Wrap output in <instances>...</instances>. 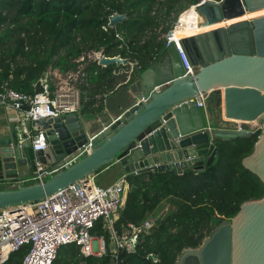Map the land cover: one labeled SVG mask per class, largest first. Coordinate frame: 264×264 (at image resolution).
Returning <instances> with one entry per match:
<instances>
[{
  "label": "water",
  "instance_id": "1",
  "mask_svg": "<svg viewBox=\"0 0 264 264\" xmlns=\"http://www.w3.org/2000/svg\"><path fill=\"white\" fill-rule=\"evenodd\" d=\"M260 10L264 0H206L199 5L201 24L226 23L182 40L196 72L186 74L171 43L136 76L133 104L98 133H92L82 112L40 119L36 123L46 131L49 146L35 152L23 133L13 129V136L4 138L0 130V183L14 182L13 188L0 190V209L44 199L112 164L121 165L127 175L151 169L182 173L190 167L202 172L219 153L215 140L252 137L250 130L210 128L214 112L207 116L195 98L206 92L211 103L217 96L212 105L223 118L264 122V14L228 22ZM126 19V14L114 13L109 26ZM128 63L120 55L101 54L99 59L105 67ZM43 90L38 81L35 91ZM93 136V152L81 154ZM37 161L57 171L44 182L25 184ZM243 164L264 182V129ZM161 220L157 217L155 224ZM176 264H264V197L244 202L201 245L183 249Z\"/></svg>",
  "mask_w": 264,
  "mask_h": 264
},
{
  "label": "trees",
  "instance_id": "2",
  "mask_svg": "<svg viewBox=\"0 0 264 264\" xmlns=\"http://www.w3.org/2000/svg\"><path fill=\"white\" fill-rule=\"evenodd\" d=\"M200 1L0 0V94L6 88L33 94L38 79L50 68L66 74L86 63L85 80L79 85L81 112H100L103 105L96 106V96L103 95L100 88L113 89L119 83L115 72L130 65L102 67L89 54L129 59L136 65L133 81L167 49V35L178 16ZM114 13L126 14L127 19L111 27L109 17ZM261 134L260 130L252 137L215 140L219 153L202 172L151 169L127 175L117 231L121 234L129 223L162 216L160 224L142 237L135 252L121 251L118 263L111 253L81 255L80 248L70 243L60 248L53 264H176L183 249L201 245L244 202L264 197V182L243 164ZM92 234L110 238L103 220ZM28 251L29 246H23L12 252L5 264H23ZM149 253L157 254L159 262L148 259Z\"/></svg>",
  "mask_w": 264,
  "mask_h": 264
},
{
  "label": "built area",
  "instance_id": "3",
  "mask_svg": "<svg viewBox=\"0 0 264 264\" xmlns=\"http://www.w3.org/2000/svg\"><path fill=\"white\" fill-rule=\"evenodd\" d=\"M205 1L201 0L184 10L167 35V45L175 44L188 75L196 71L183 47L182 40L186 37L176 38L175 35L177 29L184 25L182 16L190 9L196 11V8ZM103 28L106 29V26ZM101 54V52H93L89 54V57L99 64ZM80 60H84V57ZM53 76L57 80L55 86L52 84ZM85 76L86 73L82 72L81 80L79 77L74 79L73 76L66 79L62 74L52 72L50 68L38 79L44 87L43 91L28 94L6 88L0 94L2 96L0 104L18 113L23 134L30 139L35 152L46 150L49 146L47 133L36 123L38 120L81 111L80 92L75 85L82 83ZM51 85L54 88L49 91ZM209 96V93H200L195 98L197 106L205 109ZM223 121L230 124L229 128L239 131L250 130L256 133L264 129V122L256 121L257 124H255L253 121L226 117ZM95 136L84 146L81 154L88 155L93 152L92 139ZM36 166L34 175L29 178L34 182H44L48 175L57 171V169L50 170L48 166L39 161ZM126 177L127 174L121 176L113 184L104 186L97 182L95 174L44 199L1 208L0 264H5L12 252L26 245L29 246V251L23 264H53L60 248L70 243H75L84 256H102L111 253L116 263H118L121 251L135 252L142 242V237L153 228L155 221L146 219L140 223H129L121 234L117 231L115 213L125 203ZM99 220H103L104 227L109 230V240L103 235L92 234ZM147 258L155 263L159 262L158 255L155 253H149Z\"/></svg>",
  "mask_w": 264,
  "mask_h": 264
},
{
  "label": "crops",
  "instance_id": "4",
  "mask_svg": "<svg viewBox=\"0 0 264 264\" xmlns=\"http://www.w3.org/2000/svg\"><path fill=\"white\" fill-rule=\"evenodd\" d=\"M89 58L92 59V57H89ZM80 61H83V60H80ZM126 65H130V67L122 68L115 72V74L119 78V83H117L113 89L107 92H103L102 88H100V91H102L103 95L98 94L96 96V99L99 100L96 106H98L99 104L100 105L102 104L103 105L102 110L100 112H90V113L83 114L85 122L88 123L89 125L91 124L92 126V133H98L102 131L104 128L110 125L113 121H115V119L123 112V110H125L127 107L133 104L134 95L131 92H133L132 88H133L135 79L132 81V77L134 75L133 72H134L136 65L135 63H132L130 61ZM85 66H86V63H82L79 66V69L77 71H71L66 74L61 73L58 69H51V71L62 74L63 77H66V79H69V76H73L74 79L79 77V80H81L82 79L81 73L84 72L83 69ZM102 67H105V66H102ZM84 80H85V77H84ZM56 81H57L56 78L53 76L52 84L54 86L57 83ZM80 84L81 83L79 82L75 86L80 92V101H81V90L79 88ZM112 93H113V97L110 98V95ZM214 101L217 102V96L214 97L211 103L207 101L206 108L204 109L205 114L207 113V116H209L210 111L214 112L213 115L209 116L210 118L209 120H211V123H212L210 125V128H214V127L229 128L230 126L223 125L227 123L223 121V116L219 113V111H217L218 110L217 107H214L212 105ZM213 122L215 123L219 122V124L214 125ZM13 129H15L16 132L20 134L23 133L21 123L19 122V119H18V113L14 109L0 104V130H1L2 136L4 138H11L13 136ZM190 168H193V167H190ZM125 174L126 172L124 171L121 165L112 164V165L105 167L100 172H98L97 176L101 177V181L103 183H106L102 185L108 186V185L113 184L117 179H119L121 176ZM13 185H14V182L0 183V190L11 189L13 188Z\"/></svg>",
  "mask_w": 264,
  "mask_h": 264
},
{
  "label": "bare ground",
  "instance_id": "5",
  "mask_svg": "<svg viewBox=\"0 0 264 264\" xmlns=\"http://www.w3.org/2000/svg\"><path fill=\"white\" fill-rule=\"evenodd\" d=\"M261 14H264V10L256 11L253 13H247L244 16H242L241 18L229 20L228 22L231 23L233 21H237L240 19H248V18L256 17V16L261 15ZM202 20L203 19L197 15V13L194 9L188 10L182 16V21H183L184 25L177 29L175 37L178 38V37L193 36V35H196L198 33L205 31V29H207V28H204V27H210L211 26V28H214V27H218V26H221L224 23H226V22H221V23H217V24H212V25H214V26H212V25L201 24ZM253 123L257 124L256 120H254Z\"/></svg>",
  "mask_w": 264,
  "mask_h": 264
},
{
  "label": "rangeland",
  "instance_id": "6",
  "mask_svg": "<svg viewBox=\"0 0 264 264\" xmlns=\"http://www.w3.org/2000/svg\"><path fill=\"white\" fill-rule=\"evenodd\" d=\"M212 26H214V25H212ZM204 28H207V29H205V31L206 30H208V29H210L211 28V26L210 27H204ZM92 54V53H91ZM91 56V55H90ZM109 96V95H108ZM113 97V93L110 95V98H112ZM215 117V116H214ZM222 123V122H221ZM213 124L214 125H218L219 124V122L217 123H215V122H213ZM223 124V123H222ZM223 125H227V126H230V124H223ZM98 174V173H97ZM97 174H96V180H97V182L98 183H100V184H106V183H103L102 181H101V177H98L97 176ZM54 174H51V175H48L47 177H46V179H45V181L47 180V179H49L50 177H52ZM103 177V176H102ZM34 181L33 180H29V178L26 180V184H31V183H33ZM118 215V212H116L115 213V216H117ZM27 246V245H26Z\"/></svg>",
  "mask_w": 264,
  "mask_h": 264
}]
</instances>
